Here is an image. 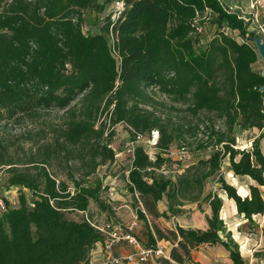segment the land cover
I'll use <instances>...</instances> for the list:
<instances>
[{
  "label": "trees",
  "instance_id": "16d2710c",
  "mask_svg": "<svg viewBox=\"0 0 264 264\" xmlns=\"http://www.w3.org/2000/svg\"><path fill=\"white\" fill-rule=\"evenodd\" d=\"M98 7L99 0H0V124L22 115L62 113L54 146L61 140L82 149L91 144L93 159L81 178H72L73 189L45 166L37 180L12 175L11 185L36 194L31 207L23 194L21 206L11 207L0 186L5 204L0 207V264H91L92 250L104 235L90 218L77 220L67 213L85 212L93 200L109 208L99 196L101 180L88 178L99 165L115 161V151L103 143L106 123L96 127L98 115L113 104L110 120L125 123L135 140L154 130L161 134L158 153L151 156L136 145L130 161L128 190L141 203L136 212L145 223L137 234L140 243L148 249L171 243L170 259L162 264H199L193 252L205 244L227 251L231 262L217 264H251L228 231L220 194L249 221L264 215L260 138L252 149L235 147L240 131L264 133V76L253 68L262 56L250 39L249 23L223 0H123L115 16L104 17L100 31L86 32V16ZM207 24L214 31L203 44ZM229 31H237L241 40ZM155 90L185 106L191 116L203 112L213 120L203 126L184 121L171 130L152 109ZM177 141L209 155L173 180L160 170L167 160L163 153ZM3 149L0 138V163ZM67 153L74 155L71 149ZM226 158L234 177L253 181L246 196L224 177ZM211 177L218 188L203 194ZM201 197L211 211L206 228L163 229L149 219L175 216L186 199L194 203ZM164 199L168 206L162 212L158 205ZM261 255L263 250L253 254Z\"/></svg>",
  "mask_w": 264,
  "mask_h": 264
},
{
  "label": "rangeland",
  "instance_id": "374dc122",
  "mask_svg": "<svg viewBox=\"0 0 264 264\" xmlns=\"http://www.w3.org/2000/svg\"><path fill=\"white\" fill-rule=\"evenodd\" d=\"M117 2L118 0H112L103 5L99 4V7L94 10L100 13L98 16L94 11H90L84 23L85 31H100L103 28L104 17L117 11ZM223 2L231 11H238L244 20L249 23L250 32H253L250 37L251 41L256 43L255 38H260L264 43V0H223ZM213 31L214 27L207 24L205 32L201 35L203 44L209 39ZM229 33L233 37H238L237 31H229ZM238 38L241 40L240 37ZM253 68L263 73V58L256 62ZM153 95L157 102L152 109L158 116L168 122L171 130H176L184 121H190L192 126L197 123L203 126V124L213 120L212 116L203 112L191 116L185 106L178 102H173L160 90H155ZM113 107L114 104L108 111L98 115L96 127L98 128L101 123H106L103 143L115 151V161L99 165L94 174L88 178L90 181L101 180L103 186L100 189L99 196L101 201L109 208L105 211L93 200L89 210L85 212L69 211L67 215L69 218L77 220L88 217L97 225L104 226L107 233H121L126 230V225L132 223L133 220H137L135 217L138 216L136 206L139 204L142 207L141 203L128 190V172L131 156L125 151L126 144L133 141L136 145L143 146L151 156H154V154L159 152L155 148V143L161 134L154 130L150 134L146 133L135 140L130 127L125 123L113 124L110 120ZM142 107L144 108V105ZM148 107L151 108L150 106ZM63 124L62 113L57 112L22 115L14 119H4L0 124V138L4 146L2 150L3 161L0 163V186L2 195L8 199L11 207L19 208L21 206L20 197L22 194L25 195L30 207L32 206V200L36 197V194L27 187L10 184L9 179L15 173H23L30 179L37 180L40 178L44 171L42 168L45 166L49 172L55 174L58 179L66 181L73 189L72 178H81V174L89 169L88 163L93 160L91 144H87L82 149L81 145L63 144L64 142L61 140V146H54L56 131L61 129ZM256 138H260V145L264 152V133L257 128L240 131L237 134L235 147L237 149H252V143ZM183 145L177 141V143L170 146L169 152L163 153L167 160L160 173L173 180H176L178 175L189 165L196 162L198 158L208 157L209 155V152L197 154ZM68 149H71L74 155H69L67 153ZM47 155H50L49 158ZM11 169H14V171ZM222 173L230 183L237 187L240 194L244 196L249 194L247 184L253 183V181L247 177L241 179L234 177L227 158L224 161ZM218 185L213 177L209 178L203 194L209 192L210 189L216 190ZM261 192L264 196V187H261ZM220 194L226 201L223 218L233 240L239 244L241 254L249 257L251 264H264V255L259 256V258L253 256L259 250L264 251V239L262 236L264 215H258L253 217V221H249L244 216L238 215L233 205L226 200L228 198L227 195L222 192ZM167 206L166 199L158 205L159 210L162 212L167 210ZM181 207L182 211L175 216L169 214L168 217L152 218L151 220L163 229L174 228L175 224L179 225L180 223L186 228L189 226L193 228L206 227V217L210 210L202 197L200 201H195L194 203L186 199ZM141 224L142 222H139L136 227L138 233L142 230L140 229ZM124 244L128 245L127 243ZM128 246L131 252L135 251L134 247Z\"/></svg>",
  "mask_w": 264,
  "mask_h": 264
},
{
  "label": "built area",
  "instance_id": "2783aa9c",
  "mask_svg": "<svg viewBox=\"0 0 264 264\" xmlns=\"http://www.w3.org/2000/svg\"><path fill=\"white\" fill-rule=\"evenodd\" d=\"M123 8V0H118L117 2V11L114 16ZM197 31L199 33L203 32L202 27H198ZM136 144L133 141H130L126 144L125 151L129 156H134ZM129 173V172H128ZM0 207L4 208L5 204L0 200ZM137 219V217H136ZM94 223V222H93ZM98 230L102 231L104 235V240L102 242L103 250L107 253L111 252L117 244L121 242H126L131 247L135 248V251L130 252L122 256H108L105 259L104 264H162V259H170V255L167 254L165 248L157 242L156 247L145 248L139 241L137 237V220H133L132 223H129L125 227V231L121 233L111 232L107 233L104 226H99L94 223Z\"/></svg>",
  "mask_w": 264,
  "mask_h": 264
},
{
  "label": "crops",
  "instance_id": "0c3cea01",
  "mask_svg": "<svg viewBox=\"0 0 264 264\" xmlns=\"http://www.w3.org/2000/svg\"><path fill=\"white\" fill-rule=\"evenodd\" d=\"M110 1H112V0H108V1L99 0V4L103 5L104 3L110 2ZM95 13L97 14V12H95ZM114 14H115V12H114ZM98 15H100L99 12H98ZM226 200H228V203H231L236 210L235 202L233 200H230L229 198H227ZM225 203H226V201L224 199V207H225ZM223 210H224V208H223ZM208 215H210V211L208 212ZM259 215H261V214H259ZM135 217H137V221H138L137 225H139V222H142V224L140 225V229L143 230L144 229L143 226L145 225L144 221L140 220L138 218V216H135ZM149 219L151 220V216H149ZM175 225H177V224H175ZM180 225L184 227V225H182L181 223L179 224V226ZM226 226H227V224H226ZM189 227H192V226H189ZM206 227H204V228H206ZM228 231H230V230L228 229ZM136 233L139 234L141 232L138 233V231H137ZM124 243H126V242H123L122 244H117V246H115V248L109 253H107L103 250V246L101 243H97L95 245V247L93 248L92 253H91V259H90L91 264H104L105 259L109 255L110 256H112V255L113 256H115V255L116 256H118V255L124 256V255L130 253L131 250L128 249L129 246L125 245ZM159 244H161L165 248V251L167 252V254L170 255L172 244L169 243L168 241H161V242H159ZM193 258H194V261L196 263L198 262L199 264H217V263H228V262L230 263L231 262L230 258L228 257L227 251L220 244H216V245H212V246L205 244V245L200 246L198 249H196V251L193 252Z\"/></svg>",
  "mask_w": 264,
  "mask_h": 264
},
{
  "label": "water",
  "instance_id": "95a60500",
  "mask_svg": "<svg viewBox=\"0 0 264 264\" xmlns=\"http://www.w3.org/2000/svg\"><path fill=\"white\" fill-rule=\"evenodd\" d=\"M256 40V44L258 46V51L261 53V56L264 60V43L261 41L260 38H255ZM263 76H264V72H263ZM262 90L264 91V87L262 88Z\"/></svg>",
  "mask_w": 264,
  "mask_h": 264
}]
</instances>
